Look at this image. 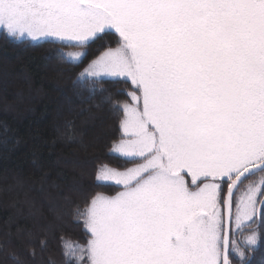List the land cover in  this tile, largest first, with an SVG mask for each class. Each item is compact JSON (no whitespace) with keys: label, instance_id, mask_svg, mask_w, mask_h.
I'll list each match as a JSON object with an SVG mask.
<instances>
[{"label":"snow or ice","instance_id":"6c2138e0","mask_svg":"<svg viewBox=\"0 0 264 264\" xmlns=\"http://www.w3.org/2000/svg\"><path fill=\"white\" fill-rule=\"evenodd\" d=\"M110 30L117 46L77 83L91 94L105 80L134 86L132 103L105 98L122 114L111 153L134 166L98 170L99 183L123 190L77 212L90 239L64 243L65 258L251 264L232 228H252L253 251L264 237V0H0V33L85 49L58 50L67 63H83Z\"/></svg>","mask_w":264,"mask_h":264},{"label":"trees","instance_id":"16d2710c","mask_svg":"<svg viewBox=\"0 0 264 264\" xmlns=\"http://www.w3.org/2000/svg\"><path fill=\"white\" fill-rule=\"evenodd\" d=\"M118 40L113 31L101 34L83 63L73 64L58 56L69 47L0 33V264H69L64 243L84 246L90 239L77 212L96 194L122 188L96 179L103 166L133 165L111 153L122 114L105 98L111 93L132 103L127 93L134 86L105 80L106 91L91 94V84L77 83L92 59ZM251 230L246 226L232 239L251 264H264V237L255 251L245 247Z\"/></svg>","mask_w":264,"mask_h":264},{"label":"rangeland","instance_id":"374dc122","mask_svg":"<svg viewBox=\"0 0 264 264\" xmlns=\"http://www.w3.org/2000/svg\"><path fill=\"white\" fill-rule=\"evenodd\" d=\"M110 31H113V32H115L114 30H110ZM106 32H108V31H106ZM82 51H85V49H82V48H77V47H69V48H67L66 49V53H77V52H82ZM119 155V154H118ZM132 166H134V165H132ZM132 166H129V167H132ZM105 166H103L102 168H104ZM107 168H109V169H115V170H118V171H123V170H125V168H128V167H124V168H114V167H111V166H106ZM101 168V169H102ZM185 179L189 182V184H191V177L190 176H185ZM107 183H113V184H115L114 182H107ZM247 183H249V181L247 182ZM246 183V184H247ZM245 184V185H246ZM245 185H243L241 188H240V191L237 193V196H239V195H241L242 193H243V191H244V187H245ZM120 187H122V186H120ZM123 190V188H121L119 191H122ZM118 191V192H119ZM117 192V193H118ZM116 193V194H117ZM116 194H113V195H105V194H101V195H105V196H115ZM247 225H245L244 227H242V228H240L239 230H236L234 227L232 228V233H233V235L236 237L239 233H242V231L244 230V228L246 227ZM240 235V234H239Z\"/></svg>","mask_w":264,"mask_h":264}]
</instances>
